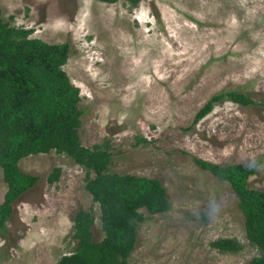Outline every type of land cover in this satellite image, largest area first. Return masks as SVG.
I'll use <instances>...</instances> for the list:
<instances>
[{"label":"rangeland","instance_id":"rangeland-1","mask_svg":"<svg viewBox=\"0 0 264 264\" xmlns=\"http://www.w3.org/2000/svg\"><path fill=\"white\" fill-rule=\"evenodd\" d=\"M3 20L30 37L68 43L63 70L79 89L83 146L107 143L109 172L159 179L171 208L138 228L130 264H248L259 254L245 238L238 197L195 163H257L248 180L264 190V0H0ZM13 17V19H10ZM227 98L199 120L212 96ZM144 140V141H141ZM61 174L53 184L47 176ZM38 177L14 203L0 231V264H57L76 245L73 218L92 210L93 236L103 238L99 206L85 190V171L54 151L19 162ZM7 186L0 168V204ZM234 239L241 250L211 246Z\"/></svg>","mask_w":264,"mask_h":264},{"label":"trees","instance_id":"trees-1","mask_svg":"<svg viewBox=\"0 0 264 264\" xmlns=\"http://www.w3.org/2000/svg\"><path fill=\"white\" fill-rule=\"evenodd\" d=\"M96 1L113 4L119 0ZM122 1L135 7L140 0ZM31 33V29L4 21L0 8V168L7 186L0 204V231L12 215L13 204L38 180L22 172L19 162L30 155L54 151L84 169V188L99 206L103 232V238L96 240L94 213L79 209L71 235L76 245L57 264H130L138 228L147 217L145 212L154 215L171 208L166 189L159 179L109 172L112 154L107 143L82 145L79 89L63 70L70 46L32 38ZM223 98L242 106L257 104L238 90L220 92L206 101L194 121ZM195 163L218 181L229 183L236 193L238 209L245 220V238L259 251L248 264H264V190L248 186L249 178L257 172V163L222 166L199 159ZM60 174L61 169L54 168L47 181L55 183ZM211 246L222 253L241 250L231 238L217 239Z\"/></svg>","mask_w":264,"mask_h":264},{"label":"clouds","instance_id":"clouds-1","mask_svg":"<svg viewBox=\"0 0 264 264\" xmlns=\"http://www.w3.org/2000/svg\"><path fill=\"white\" fill-rule=\"evenodd\" d=\"M18 199H19V198H18ZM18 199H17V200H18ZM13 209H14V204H13ZM73 225H74V220H73ZM72 228H73V227H72ZM253 246H254V245H253ZM257 250H258V249H257Z\"/></svg>","mask_w":264,"mask_h":264}]
</instances>
